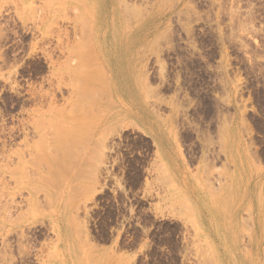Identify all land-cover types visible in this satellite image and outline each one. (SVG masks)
Here are the masks:
<instances>
[{
	"label": "rangeland",
	"instance_id": "obj_1",
	"mask_svg": "<svg viewBox=\"0 0 264 264\" xmlns=\"http://www.w3.org/2000/svg\"><path fill=\"white\" fill-rule=\"evenodd\" d=\"M247 254L264 0H0V264Z\"/></svg>",
	"mask_w": 264,
	"mask_h": 264
},
{
	"label": "bare ground",
	"instance_id": "obj_2",
	"mask_svg": "<svg viewBox=\"0 0 264 264\" xmlns=\"http://www.w3.org/2000/svg\"><path fill=\"white\" fill-rule=\"evenodd\" d=\"M147 24H148V23H147ZM147 24H145L143 28L146 29ZM232 148H233V146H232ZM234 150H235V149H234ZM236 151H237V150H236ZM234 155H235V154H234ZM259 187H260V186H259ZM259 187L256 186L257 190L259 189ZM257 197L260 198L259 194L257 195ZM258 198H257V199H258ZM217 200H218V199H217ZM259 200H260V202L258 201V204L256 203V204H257L256 207H258V208L261 209V208H262L261 206H263V205H262V204H263V200H262L261 198H260ZM227 201H228V200H227ZM220 203H221V202H220ZM220 203H219V204H220ZM225 203H227V202H225ZM227 204H228V203H227ZM230 204H231V201H230ZM234 204H235V202H234ZM218 207H219V205H218ZM221 207H222V206H221ZM220 209H221V208H220ZM222 209H223V208H222ZM218 211H220V210H218ZM258 221H259V223H261V219L258 218ZM244 261H245V262L247 261L249 264H257L258 261L261 262V260L259 259V260L257 261V263H256L255 260H254V258L252 257V255L249 256L248 254L244 256ZM261 264H264V256H263V259H262Z\"/></svg>",
	"mask_w": 264,
	"mask_h": 264
}]
</instances>
